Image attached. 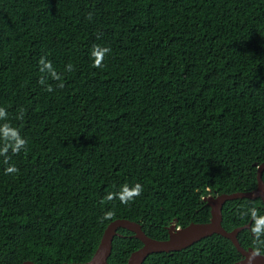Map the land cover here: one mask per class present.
I'll return each instance as SVG.
<instances>
[{"label": "trees", "instance_id": "obj_1", "mask_svg": "<svg viewBox=\"0 0 264 264\" xmlns=\"http://www.w3.org/2000/svg\"><path fill=\"white\" fill-rule=\"evenodd\" d=\"M0 109V264L89 262L119 219L167 240L210 221L204 198L257 188L264 0H0ZM252 218L238 238L264 254L261 199L222 225ZM118 232L109 264L143 246ZM240 259L213 235L143 264Z\"/></svg>", "mask_w": 264, "mask_h": 264}, {"label": "water", "instance_id": "obj_2", "mask_svg": "<svg viewBox=\"0 0 264 264\" xmlns=\"http://www.w3.org/2000/svg\"><path fill=\"white\" fill-rule=\"evenodd\" d=\"M257 166V188L249 192H236L232 194H222L217 196H208L204 202L211 209V218L206 223H191L187 227L178 228L175 220L168 228L169 238L167 240H156L146 235L142 225L128 219L115 220L106 228L99 247L94 257L86 263H65V264H109L108 259L112 254L113 241L119 235V230H127L133 233L134 237L142 242L143 246L132 253L127 264H143L146 259L155 253H174L183 251L201 240L213 235L222 236L230 240L239 253L243 256L242 260L236 264H264V255L255 252L253 249L245 250L239 240L238 235L245 229L250 228L243 226L227 231L223 225V208L229 201L235 200H257L262 199L264 202V163ZM23 264H36L32 261H26Z\"/></svg>", "mask_w": 264, "mask_h": 264}, {"label": "clouds", "instance_id": "obj_3", "mask_svg": "<svg viewBox=\"0 0 264 264\" xmlns=\"http://www.w3.org/2000/svg\"><path fill=\"white\" fill-rule=\"evenodd\" d=\"M3 115H4V111L2 109H0V116H3ZM18 143H19V146H17V150L19 149L20 146L23 145L24 141L20 140ZM8 171L12 172V171H14V169L9 168ZM141 191H142V189H141V187L139 185H137L136 188L134 189V193L136 195H139ZM125 202H126V200H125ZM260 223L261 222L258 221L257 222V227L254 229V231L257 233V235H259V233H260ZM178 228H182V227H178Z\"/></svg>", "mask_w": 264, "mask_h": 264}, {"label": "flooded vegetation", "instance_id": "obj_4", "mask_svg": "<svg viewBox=\"0 0 264 264\" xmlns=\"http://www.w3.org/2000/svg\"><path fill=\"white\" fill-rule=\"evenodd\" d=\"M255 190V189H254ZM253 191V190H252ZM256 200V199H255ZM262 200V199H261ZM252 201H254V200H252ZM263 201V200H262ZM264 203V202H263ZM253 222H254V218H252L251 219V221L247 224V225H244V226H248L250 223H251V225H250V228H248V229H245V230H251L252 231V225H253ZM243 227V226H242ZM244 231V230H243ZM240 233H242V232H240ZM240 233H239V235H240ZM238 235V236H239ZM254 237H258V235H256V234H254L253 235ZM238 240H239V238H238ZM255 240H257V239H255ZM240 242V241H239ZM241 244V243H240ZM241 246L243 247V245L241 244ZM255 246H256V242L255 243H253V245H250L247 249L245 248V247H243L245 250H249V249H253L255 252H257L256 250H255ZM237 250V249H236ZM237 252H238V250H237ZM239 253V252H238ZM258 253V252H257ZM240 255H241V253H239ZM259 254H261V253H259ZM261 255H264V254H261ZM242 258H243V256L241 255V259L240 260H242ZM239 260V261H240ZM238 262V261H237ZM237 262H235L234 264H236Z\"/></svg>", "mask_w": 264, "mask_h": 264}]
</instances>
